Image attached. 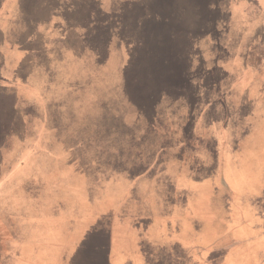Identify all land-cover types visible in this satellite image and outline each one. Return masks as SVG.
I'll list each match as a JSON object with an SVG mask.
<instances>
[{
	"label": "rangeland",
	"instance_id": "374dc122",
	"mask_svg": "<svg viewBox=\"0 0 264 264\" xmlns=\"http://www.w3.org/2000/svg\"><path fill=\"white\" fill-rule=\"evenodd\" d=\"M0 264H264V0H0Z\"/></svg>",
	"mask_w": 264,
	"mask_h": 264
},
{
	"label": "trees",
	"instance_id": "16d2710c",
	"mask_svg": "<svg viewBox=\"0 0 264 264\" xmlns=\"http://www.w3.org/2000/svg\"><path fill=\"white\" fill-rule=\"evenodd\" d=\"M260 78V77H259ZM85 136V138H87V139H89L86 135H84ZM87 139H84V141L86 142L87 141ZM55 141H57V140H55ZM54 142V141H53ZM55 143V142H54ZM173 155H174V157H176V158H180L183 162H185V160H184V157H183V155H178V153H172ZM176 155V156H175ZM145 170V169H144ZM143 170V171H144ZM6 218V217H5ZM2 219V220H6V219Z\"/></svg>",
	"mask_w": 264,
	"mask_h": 264
},
{
	"label": "crops",
	"instance_id": "0c3cea01",
	"mask_svg": "<svg viewBox=\"0 0 264 264\" xmlns=\"http://www.w3.org/2000/svg\"><path fill=\"white\" fill-rule=\"evenodd\" d=\"M20 32H23V31L20 30ZM8 33H9V31L6 32L5 37L7 36ZM4 44H5V48H7L8 50H10V49H9L10 45H8L6 42H4ZM14 50H15V53L18 54V52H19V47H15ZM9 52H10V51H9ZM166 255L169 256L168 253H166Z\"/></svg>",
	"mask_w": 264,
	"mask_h": 264
}]
</instances>
